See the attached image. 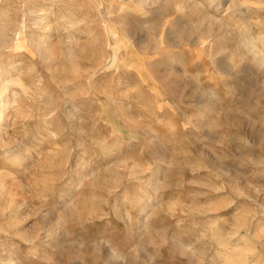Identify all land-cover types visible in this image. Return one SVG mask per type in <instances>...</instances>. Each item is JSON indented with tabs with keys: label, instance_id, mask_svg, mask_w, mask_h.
<instances>
[{
	"label": "rangeland",
	"instance_id": "374dc122",
	"mask_svg": "<svg viewBox=\"0 0 264 264\" xmlns=\"http://www.w3.org/2000/svg\"><path fill=\"white\" fill-rule=\"evenodd\" d=\"M0 111V264H264V0H0Z\"/></svg>",
	"mask_w": 264,
	"mask_h": 264
},
{
	"label": "bare ground",
	"instance_id": "6f19581e",
	"mask_svg": "<svg viewBox=\"0 0 264 264\" xmlns=\"http://www.w3.org/2000/svg\"><path fill=\"white\" fill-rule=\"evenodd\" d=\"M1 112V111H0ZM248 241V240H247ZM252 250H253V248H252Z\"/></svg>",
	"mask_w": 264,
	"mask_h": 264
}]
</instances>
